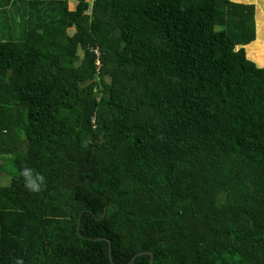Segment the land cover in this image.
Here are the masks:
<instances>
[{"label": "trees", "instance_id": "1", "mask_svg": "<svg viewBox=\"0 0 264 264\" xmlns=\"http://www.w3.org/2000/svg\"><path fill=\"white\" fill-rule=\"evenodd\" d=\"M75 1L0 0V264H264L254 4Z\"/></svg>", "mask_w": 264, "mask_h": 264}, {"label": "rangeland", "instance_id": "2", "mask_svg": "<svg viewBox=\"0 0 264 264\" xmlns=\"http://www.w3.org/2000/svg\"><path fill=\"white\" fill-rule=\"evenodd\" d=\"M88 1L90 2L91 0H88ZM248 1L250 2L249 4H254V6H255V30H256V33H255V39L251 43H249V45H251V44L255 43L259 38V35H258L259 24H261V27L264 26V0H248ZM71 2H74L73 6H75L76 1L71 0ZM68 33L69 34L73 33V29H68ZM1 35L2 34H0V36ZM261 42H262V45H264V35H263V38L261 39ZM247 46L246 45L244 46L246 54H247V50H246ZM235 49H238V47H236ZM247 58H248V56H247ZM248 59L251 60V58H248ZM255 64L258 67L264 66V65H259L257 63H255ZM1 165H2V170H1V174H0V183H1V185H8L11 176H13L15 174V168L13 167V165L9 159V156H6V155L4 157H2Z\"/></svg>", "mask_w": 264, "mask_h": 264}, {"label": "water", "instance_id": "3", "mask_svg": "<svg viewBox=\"0 0 264 264\" xmlns=\"http://www.w3.org/2000/svg\"><path fill=\"white\" fill-rule=\"evenodd\" d=\"M142 253H144V254H147V255H149L150 256V260H149V264H152V262H153V254L151 253V252H149V251H145V252H139V253H137L132 259H131V261L128 263V264H130L139 254H142ZM109 259H110V261L113 263V261H112V257H111V249L109 248ZM114 264V263H113Z\"/></svg>", "mask_w": 264, "mask_h": 264}, {"label": "crops", "instance_id": "4", "mask_svg": "<svg viewBox=\"0 0 264 264\" xmlns=\"http://www.w3.org/2000/svg\"><path fill=\"white\" fill-rule=\"evenodd\" d=\"M232 1H234V2H239V3H245V4H249L250 2L248 1V0H232ZM71 3V4H70ZM73 3L74 2H71V0H69V7L72 9L74 6H73ZM6 30V29H5ZM0 34H2V30L0 29ZM247 45H249V44H247ZM246 45V46H247Z\"/></svg>", "mask_w": 264, "mask_h": 264}, {"label": "built area", "instance_id": "5", "mask_svg": "<svg viewBox=\"0 0 264 264\" xmlns=\"http://www.w3.org/2000/svg\"><path fill=\"white\" fill-rule=\"evenodd\" d=\"M96 64H98V62Z\"/></svg>", "mask_w": 264, "mask_h": 264}]
</instances>
